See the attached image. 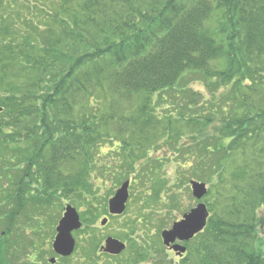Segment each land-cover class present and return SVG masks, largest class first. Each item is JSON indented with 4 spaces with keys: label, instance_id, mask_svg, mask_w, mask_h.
Here are the masks:
<instances>
[{
    "label": "trees",
    "instance_id": "obj_1",
    "mask_svg": "<svg viewBox=\"0 0 264 264\" xmlns=\"http://www.w3.org/2000/svg\"><path fill=\"white\" fill-rule=\"evenodd\" d=\"M0 109L20 192L45 204L95 183L107 145L137 166L146 142H183L211 217L182 264H264V0H0Z\"/></svg>",
    "mask_w": 264,
    "mask_h": 264
},
{
    "label": "rangeland",
    "instance_id": "obj_2",
    "mask_svg": "<svg viewBox=\"0 0 264 264\" xmlns=\"http://www.w3.org/2000/svg\"><path fill=\"white\" fill-rule=\"evenodd\" d=\"M189 86L194 91L207 95L205 85L198 77L190 82ZM218 96H221V93ZM223 105L225 106L223 103H217L216 107L221 108ZM169 111L175 113V108L166 110L165 116H162L161 111L157 113L163 118L160 124L166 123ZM194 114L195 112H191L190 116ZM219 116L221 118L222 115ZM4 117L0 115V122ZM185 119L187 116L182 117L183 123ZM217 123L205 122L202 129L213 134ZM118 142L117 139V144ZM182 145L183 142H177L176 139L166 141L164 144L154 140L151 143L146 142L148 150L137 152L139 155L137 166L132 160L130 166L131 162L125 160L123 154H118L119 149L116 145H107L102 148L100 155L95 157L98 168L95 164L93 172L97 168L99 173L95 183H90L92 180L86 178L85 186L80 187L78 192H72L73 194L61 192L48 204H45L40 193L36 192L39 186L35 181L34 185L27 189V193L20 192L23 187L14 191L10 188L4 189L1 185L0 264H152L159 261L161 263L166 261V264H182L183 259L170 252L162 239V232L171 230L175 222L184 214H189L199 204L193 197L189 178L191 176L189 169L192 166L187 163L185 165L186 154ZM17 146L14 144L9 150L0 147V156H3V159H0L1 172L3 166H13L10 163L12 159L15 162L14 166H18L13 169L14 172L12 170L13 173L16 170L23 172L27 168L29 161L28 156L26 158L24 154L26 152L24 144L21 145L23 156L20 162L16 161L19 159L18 156H21L16 149ZM152 148L153 150H150ZM154 167H156L154 178L147 184L144 183L145 177L134 174L135 170L142 168L146 172L148 170L152 172ZM27 176L26 174L23 186H26ZM28 180L31 181V177ZM128 180L133 182V186L130 189L127 210L123 216L111 218L108 213L109 201ZM176 192L177 198H172L173 195L168 196ZM144 193L149 199L144 197ZM209 201L210 198H204L202 203L207 205ZM69 206L80 216L83 231L74 233L75 251L71 258L65 260L53 246L59 234V222L65 217ZM106 218H109V221L103 227L102 222ZM259 231L258 245L264 246V227ZM109 238L127 244V250L118 257L102 253L101 249L106 247ZM52 260L56 263H52Z\"/></svg>",
    "mask_w": 264,
    "mask_h": 264
},
{
    "label": "water",
    "instance_id": "obj_3",
    "mask_svg": "<svg viewBox=\"0 0 264 264\" xmlns=\"http://www.w3.org/2000/svg\"><path fill=\"white\" fill-rule=\"evenodd\" d=\"M129 187L130 182L125 183L117 192L116 196L109 202V210L112 215L121 216L126 211V206L129 201ZM193 196L201 201L208 195V188L206 184L197 181L191 182ZM65 217L60 222L58 227V236L54 243V249L62 257H70L75 251V240L73 232L82 228L80 216L77 211L69 206L66 210ZM210 217L207 206L204 203L198 205L189 214H186L182 221L174 224L173 228L162 233L164 245L174 250L178 256H183L187 252V247L183 245H175L177 241L186 243L195 238L198 234L204 231ZM108 220L102 222V226L107 224ZM126 249V245L121 241L109 238L106 242V247L103 248L105 253L111 255H120ZM56 263L55 260L51 261Z\"/></svg>",
    "mask_w": 264,
    "mask_h": 264
},
{
    "label": "flooded vegetation",
    "instance_id": "obj_4",
    "mask_svg": "<svg viewBox=\"0 0 264 264\" xmlns=\"http://www.w3.org/2000/svg\"><path fill=\"white\" fill-rule=\"evenodd\" d=\"M19 161H21V160H19ZM12 170L13 169L9 170L8 173H6V174H2L0 172V182L2 181V183L4 184L5 187H7V185H9L8 188L21 189L23 187V184L25 183V175H26L25 169L23 170V172H18V170H16L15 173H13L14 170H13V172H12ZM110 216H111V218L121 217V216H115V215H113V216L110 215ZM170 252L174 253L171 250H170ZM174 255H175V253H174Z\"/></svg>",
    "mask_w": 264,
    "mask_h": 264
}]
</instances>
